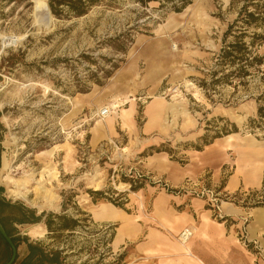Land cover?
Wrapping results in <instances>:
<instances>
[{
	"label": "rangeland",
	"instance_id": "1",
	"mask_svg": "<svg viewBox=\"0 0 264 264\" xmlns=\"http://www.w3.org/2000/svg\"><path fill=\"white\" fill-rule=\"evenodd\" d=\"M187 1L175 11L180 0H97L83 15L46 17L35 8L37 2L46 8L48 0H0V199L44 213L38 222L11 225L29 241L64 251L68 264H131L130 247L113 244L114 223L93 222L89 211L104 202L151 221L154 193L163 188L179 194L189 183L178 190L163 185L154 173L161 167L157 155L184 165L196 151L217 141L214 149L235 134L218 179L213 182L209 173L189 183L198 197L194 192L204 182L214 194L224 189L236 155L254 161L264 152L262 143L246 147L250 139L264 142L257 121L264 70H252L239 82L236 65H224L219 57L236 39L235 30L228 36L225 31L239 5ZM253 31L264 28L249 27L246 42ZM4 35L15 43L4 47ZM257 51L264 54V43ZM174 91L180 94L176 103ZM106 103L109 115L100 120L96 106ZM156 104L159 123L147 127ZM121 110L129 113L127 119ZM17 185L29 201L41 204L47 196L56 201L37 212L11 195ZM261 193L264 177L259 188L219 193V210L208 206L215 222L224 218V202L241 211L229 217L238 225L228 229L221 254L209 262L264 264V220H255L252 211L264 206ZM109 210L115 213L112 206ZM58 216L68 229H58L63 222ZM47 218L53 220L51 230ZM33 224L44 230L41 237L24 234Z\"/></svg>",
	"mask_w": 264,
	"mask_h": 264
},
{
	"label": "crops",
	"instance_id": "2",
	"mask_svg": "<svg viewBox=\"0 0 264 264\" xmlns=\"http://www.w3.org/2000/svg\"><path fill=\"white\" fill-rule=\"evenodd\" d=\"M158 123L159 119H154L146 124L150 127ZM235 137V134H228L223 138V144L219 143L216 148L211 149L217 141L209 144L202 151H196L199 154L192 155L184 165L173 162L168 156L157 155L161 167L154 170L155 177L159 180L163 179L161 183L174 190L182 188L185 181L194 184V179L198 180L204 174L211 173L209 178L214 182L218 179L220 168L226 160L225 148L229 149L232 146ZM255 143H262L264 146V142L250 139L246 147L254 150L255 145L259 146ZM258 152L259 156L254 161H251L250 157L247 159L244 155L235 156L237 159L235 171L225 181L224 189L218 190V195L239 187L255 189L261 186L262 177H264V152ZM189 183L188 188L179 191L181 192L179 194L175 191H165L163 188L157 190L151 200L149 213L151 221H140L139 215L130 217L122 209L104 202L91 209L89 214L93 222L114 223L113 244L123 250L127 246L130 247L126 261L131 264H194L184 254L183 248L176 239V234L184 227L194 230L193 235L186 242L191 252L203 264H213L209 262V259L221 254L219 246L223 244L228 229L234 230V226L238 225L237 222L228 220L229 217L241 211L238 207L224 202L223 220L213 221L212 213L208 208L211 206L208 199L192 196L190 190L194 188V185L190 187ZM207 184L210 183L204 182L203 187L212 189L211 185ZM197 187V190L201 188ZM109 206L114 208L115 213L109 212ZM252 211L255 220H264V206L255 207ZM19 248H21L20 255H23L25 244Z\"/></svg>",
	"mask_w": 264,
	"mask_h": 264
},
{
	"label": "trees",
	"instance_id": "3",
	"mask_svg": "<svg viewBox=\"0 0 264 264\" xmlns=\"http://www.w3.org/2000/svg\"><path fill=\"white\" fill-rule=\"evenodd\" d=\"M137 1L146 3L150 0ZM180 1V7L174 5L175 11H179L181 7L188 3L187 0ZM95 3H97V0H48L47 5L51 14L61 17L63 13L76 16L83 15ZM232 3H237L239 10L237 17L225 31V35L228 36L232 30H235L237 32L236 39L224 45L219 57L224 65H236V76L239 77V82H243L242 80L247 76L254 74L252 70L255 72L264 70V68H260V65L264 63V54H259L257 51L258 46L264 43V32L253 31L250 40L248 42L244 40L249 27L264 28V0H232ZM258 98L264 100V92ZM257 121L260 126L264 127V104H259L257 107ZM261 204L264 205V203ZM6 208H11L12 212L5 215L3 211ZM43 215L44 213L36 215L18 203L12 204L9 201L0 199V223L17 248L14 264H68L64 251L49 248L41 241H29L27 237L19 235L15 227L11 225V223H35L40 221ZM58 218L63 220L58 229H68L70 227L64 221L63 216H58ZM6 220L10 222L11 227L6 225ZM52 222L53 220L50 218L45 220V225L49 230H51ZM22 244H25V251L23 255H20L18 248ZM10 256L11 248L0 234V264L8 261Z\"/></svg>",
	"mask_w": 264,
	"mask_h": 264
},
{
	"label": "bare ground",
	"instance_id": "4",
	"mask_svg": "<svg viewBox=\"0 0 264 264\" xmlns=\"http://www.w3.org/2000/svg\"><path fill=\"white\" fill-rule=\"evenodd\" d=\"M45 6L43 3L41 2H37V6L35 8L36 12H41V15L43 16L44 13L47 14V11L45 10ZM43 10V11H42ZM44 12V13H43ZM46 16V15H45ZM47 17V16H46ZM41 18V17H40ZM16 41V38H11L10 36H3V39H2V44L4 47H7L9 44H13L15 43ZM187 83V82H186ZM188 86V85H186ZM174 87V86H173ZM172 87V88H173ZM177 91V90H176ZM174 91L173 93H171V99H172V102L176 103V99L178 97H180V94L178 92ZM116 99V95L113 96L112 100H110L111 103H114V100ZM159 103V102H158ZM103 107H107V109L109 110V106H107V103L106 105L104 106H99L97 105L96 106V114L103 108ZM159 108H160V105L159 104H156L154 106V109H153V112L150 116V119H149V122L153 121L154 119L157 118L158 114L161 112L159 111ZM151 110V109H150ZM109 115V114H108ZM107 115V116H108ZM129 116V113H126L124 110H121V115L120 117L122 119H127ZM160 117V116H159ZM109 120H111L112 118L108 117ZM159 119V118H158ZM100 120H102L100 118ZM109 123V122H108ZM147 123V122H146ZM110 125V124H109ZM55 148L56 146L52 147L48 152L47 154L48 155H52V152L55 151ZM47 171H48V174L49 176L50 175H53V170L51 167L47 168ZM7 179V178H6ZM6 181V180H5ZM8 183H11L12 180L9 179L7 181ZM15 185V184H14ZM121 186V185H120ZM10 193L12 196H14L15 198L17 199H20L22 200L23 202L27 203L28 205H30L31 207H33L34 209L37 210V212H40L44 209H48L53 203L54 201H56L55 197L54 196H47L43 199V203L39 204V203H36L34 201H29L26 199V196H25V192L21 190L20 186L17 185V186H14L13 189L10 190ZM137 196V194H136ZM140 200V199H139ZM103 203V202H102ZM25 233L29 236H33V237H41L44 233V230L39 226V224H33V225H30ZM24 233V234H25ZM178 240V239H177ZM179 242V241H178ZM181 246L183 247V251H184V254L190 259V261H192V263L194 264H202V262L191 252V250L189 249V246L187 245V243H181Z\"/></svg>",
	"mask_w": 264,
	"mask_h": 264
},
{
	"label": "built area",
	"instance_id": "5",
	"mask_svg": "<svg viewBox=\"0 0 264 264\" xmlns=\"http://www.w3.org/2000/svg\"><path fill=\"white\" fill-rule=\"evenodd\" d=\"M109 114V110L107 107H103L98 113L97 116L101 119H104ZM195 196L206 198L208 202H211V206L215 208V210H219V198L218 193H212V191L206 187H201L197 192H194ZM260 198L264 197V194H260ZM262 202V201H261ZM193 229L190 227H184L181 231L177 234L178 241L181 243L187 242L191 236L193 235Z\"/></svg>",
	"mask_w": 264,
	"mask_h": 264
},
{
	"label": "water",
	"instance_id": "6",
	"mask_svg": "<svg viewBox=\"0 0 264 264\" xmlns=\"http://www.w3.org/2000/svg\"><path fill=\"white\" fill-rule=\"evenodd\" d=\"M46 11H47L46 16H47V17H50L51 14H50V12H49V9H48L47 4H46ZM0 234H1V236L7 241V243L9 244V246H10V248H11V256H10V258H9L8 261H6V262L3 263V264H14V262H15V260H16V256H17V248H16V246L14 245V243H13L11 237H9V236L7 235V233L5 232V230H4L3 226L1 225V223H0Z\"/></svg>",
	"mask_w": 264,
	"mask_h": 264
}]
</instances>
